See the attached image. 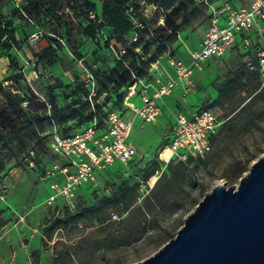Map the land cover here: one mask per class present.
I'll return each instance as SVG.
<instances>
[{
	"label": "trees",
	"instance_id": "16d2710c",
	"mask_svg": "<svg viewBox=\"0 0 264 264\" xmlns=\"http://www.w3.org/2000/svg\"><path fill=\"white\" fill-rule=\"evenodd\" d=\"M11 1L0 0V56L22 47L15 25L17 19L38 26L48 41L39 48L26 42L33 57L44 66L58 64L64 72L73 75L74 82L64 84L57 77L45 86L33 87L26 82L19 60L12 56L10 74L5 79L8 84L0 82V174L9 161L27 167L24 159L31 149L36 150L40 158L51 154L49 139L54 126L64 135H73L94 119L101 123L108 109L124 111L127 87L139 80H152L151 66L158 59L166 55L176 57L175 45L181 32L194 30L201 24L207 27L211 17L209 5L220 8L226 1L235 5L233 0H146L160 11L159 17L152 18L144 13L142 0H22L19 7L6 14L2 8L10 6ZM91 11L96 13V19L89 17ZM161 17L164 23L160 22ZM93 39L110 55L102 59L98 68L90 66L96 81L91 102L88 99L91 86L80 75L65 48L74 59L82 58L81 48L87 40ZM249 53L257 62L254 52ZM215 86L216 97L204 103L201 109L226 106L231 109L218 132L211 137L213 146L229 131L251 127L264 116V83L259 70L250 69L246 61L235 70H229ZM208 159L171 160L140 204L141 184L160 169L159 161L143 172L141 181L124 180L109 195L96 196L94 203L81 199L75 208L65 205L60 210L56 207L42 228V245L47 246L57 231L73 230L87 221L110 229L114 212L120 213L117 218V223L123 226L120 238L110 230L106 236L98 238L97 243L106 246L118 239L132 241L135 232L146 233L158 224L162 212L174 213L185 205L183 194L191 195L197 188L195 175ZM249 164L250 160L244 164L239 162L234 175L242 176ZM54 253V264H67L74 256L67 248L55 249ZM30 258L31 264H42L41 249H33Z\"/></svg>",
	"mask_w": 264,
	"mask_h": 264
},
{
	"label": "rangeland",
	"instance_id": "374dc122",
	"mask_svg": "<svg viewBox=\"0 0 264 264\" xmlns=\"http://www.w3.org/2000/svg\"><path fill=\"white\" fill-rule=\"evenodd\" d=\"M18 1L19 4L22 2V0H12L10 6L4 5L3 12L10 13L17 7ZM142 6L147 16L159 17L160 11L154 3L148 4L146 0H142ZM173 14L176 15V11H173ZM15 25L22 47L20 50L13 48L10 53L0 56V82L8 84L5 79L10 74L9 65L12 56L19 60L26 82L33 87L36 84L45 86L47 82H54L57 77L64 84L70 82L69 80L74 82L73 75L70 72H64L58 64L44 66L33 57L26 42L33 43L37 48L47 42L48 39L44 38L45 33L41 28L27 25L18 19ZM202 26L205 24L198 25L194 30L189 28L179 34V40L175 45L176 56H181V51L184 50L182 48H185L186 44L196 41L197 30ZM65 52L73 60L83 78H86L84 67L89 71L90 66L98 68L102 59L110 55V52L101 48L95 39L87 40L81 48L82 58L74 59L66 48ZM243 62L245 59L239 50H232L222 58L207 59L201 64L202 69L194 67L190 81L184 82L187 86L184 92L186 96L183 98L184 103L178 101L174 107H163L161 115L155 122L139 120L137 123L132 138L139 151L138 155L131 161H117L108 168L98 171L97 184L79 185L71 200L58 196L52 202L49 201L50 195L54 193L50 184L56 181L62 183L64 179L61 174L46 177L40 166L31 169L9 161L5 171L0 174V264H31L30 252L35 248L41 249L42 264H54V250L65 248L74 252V256L67 260V264H134L153 255L175 237L186 216L215 186L223 184L226 187H237L240 179L249 171L251 164L264 156V116L258 124L237 132L229 131L225 138L217 141L213 151L207 156L209 157L207 164H203L195 175L199 185L191 195L183 194L186 197L185 205L174 213L162 212L159 223L151 226L146 233L135 232L130 242L118 239L109 245L100 246L97 243L98 238L106 236L110 230L115 232L117 238H120L122 234L123 226L117 223V218L113 217L110 229L100 228L98 222L87 221L73 230L63 228L57 231L47 246L42 245V228L46 218L56 207L60 210L65 205L75 208L81 199L89 204L94 203L96 196L109 195L115 186L124 180L129 183L141 181L143 172L151 167L153 162L159 161L160 169L146 183L141 184L140 204L166 168L160 153L173 136V121L176 115L198 111L204 103L214 99L218 92L215 83L222 80L229 70H235ZM23 92L25 91L22 90ZM100 100L102 102V99ZM61 102L63 103L62 99ZM213 109L219 119L224 121L231 107ZM49 131V127L46 126V133ZM248 160H250L248 170L240 177L235 176L233 172L239 162L244 164ZM66 162V159L52 154L41 157V163L45 168L54 164L63 165ZM114 215L119 216L120 213L114 212ZM126 216V213L123 214L124 218Z\"/></svg>",
	"mask_w": 264,
	"mask_h": 264
},
{
	"label": "built area",
	"instance_id": "2783aa9c",
	"mask_svg": "<svg viewBox=\"0 0 264 264\" xmlns=\"http://www.w3.org/2000/svg\"><path fill=\"white\" fill-rule=\"evenodd\" d=\"M226 1L218 8L210 7V21L206 27L200 48L191 54L189 64L175 57L166 55L167 64L173 68L174 76L169 75L163 81L155 76L153 83L139 80L129 85L124 97L125 110L108 109L101 123L94 119L88 126L73 135H64L57 126L53 127L49 148L51 154L66 159L63 165L54 164L41 168V158L36 150L31 149L25 157L27 167L44 171V176L53 177L61 174L63 182L50 184L54 193L50 195L52 202L58 196L71 200L77 187L83 183L96 185L97 172L108 168L117 161L128 162L138 155L137 148L131 142L133 123L125 117L131 109L135 115L146 122H155L160 114V102L169 96L175 88L192 77V69H202L207 59L222 58L232 50H239L250 69H258L264 83V0H251L249 5L243 0ZM19 7V1L17 3ZM89 17L96 19V13L89 12ZM164 23V18H160ZM137 38V35H135ZM34 45L33 43H31ZM253 51L257 62L249 52ZM164 57L152 63V73L161 69ZM79 63L84 67L81 60ZM86 81L91 86L88 99L95 94L96 81L94 75L86 68ZM165 72L164 69H162ZM139 97L141 105H136L133 98ZM223 121L213 108L199 109L191 115L179 113L175 117L172 140L160 153L165 165L171 160L187 161L190 157L205 158L213 151L211 137L214 136ZM169 156H165V150ZM118 218L117 215H114Z\"/></svg>",
	"mask_w": 264,
	"mask_h": 264
},
{
	"label": "water",
	"instance_id": "95a60500",
	"mask_svg": "<svg viewBox=\"0 0 264 264\" xmlns=\"http://www.w3.org/2000/svg\"><path fill=\"white\" fill-rule=\"evenodd\" d=\"M134 264H264V156L237 187L206 193L175 237Z\"/></svg>",
	"mask_w": 264,
	"mask_h": 264
},
{
	"label": "crops",
	"instance_id": "0c3cea01",
	"mask_svg": "<svg viewBox=\"0 0 264 264\" xmlns=\"http://www.w3.org/2000/svg\"><path fill=\"white\" fill-rule=\"evenodd\" d=\"M242 2H243V4L249 5L250 2H251V0H243ZM205 30H206V27L205 26H202L199 30H197V33H196V36H197L196 37V41H194V42H192L190 44H186V47L185 48L184 47L182 48L184 50L181 51V56H183L184 59H182L183 57H181L179 55L176 56L175 58L180 59V60L184 61L185 63L189 64L191 62V54L194 51L199 50V48H200V44H201L202 38L204 36ZM162 69H164L166 73H164V71ZM174 74H175V72H174L173 68H171L167 64L166 57H164L163 60H162L161 69H159V70H157L156 72L153 73V78H155V76H159L163 81H165L168 78L169 75L174 76ZM153 78H152V80H150V83H153V86L149 88L150 91H153L154 87L156 86V84L154 83V79ZM69 81L71 82V80H69ZM186 87L187 86H186L185 83L179 85L177 88L174 89V91L172 92V94H170L169 96H166L164 98V100L160 102L161 111H160L159 116L162 113L163 107H166V106L168 108L174 107L175 104H176V102H178V101L181 102V103H184L183 102V100H184L183 98L186 97L185 96V93H184L187 90ZM181 94H182V96H180ZM133 102L136 105H141V101H140V98L139 97L133 98ZM193 113L194 112H187V113H184V114L191 115ZM159 116L157 118H159ZM125 117L129 121H131L133 123L132 134H133V131L136 128L137 123L139 122V120H141L142 122L144 121L140 116L135 115V113L131 109H129V110H127L125 112ZM174 123H175V120L173 121V126H174ZM132 134H131V142L136 147V144L134 142V139L132 138ZM171 140H172V138H171ZM138 153H139V151H138Z\"/></svg>",
	"mask_w": 264,
	"mask_h": 264
},
{
	"label": "bare ground",
	"instance_id": "6f19581e",
	"mask_svg": "<svg viewBox=\"0 0 264 264\" xmlns=\"http://www.w3.org/2000/svg\"><path fill=\"white\" fill-rule=\"evenodd\" d=\"M165 156H169V150H165Z\"/></svg>",
	"mask_w": 264,
	"mask_h": 264
}]
</instances>
